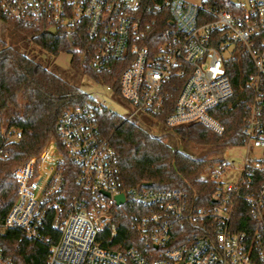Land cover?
<instances>
[{"label":"built area","instance_id":"built-area-1","mask_svg":"<svg viewBox=\"0 0 264 264\" xmlns=\"http://www.w3.org/2000/svg\"><path fill=\"white\" fill-rule=\"evenodd\" d=\"M0 15L56 34L85 32L95 45V71L111 61L126 66L119 97L104 88L131 105L128 120L144 115L160 124L169 90L179 87L163 125L201 124L224 133L211 112L234 96L225 62L236 44L256 68L249 85L264 86V0H231L228 9L206 0H0ZM160 24L167 26L156 33ZM260 100L250 107L241 143L226 148L243 149L246 156L215 160L202 173L200 180L216 187L204 205L178 189L123 188L118 158L94 113L65 110L56 126L59 142L52 139L14 170L17 196L0 230L45 244V264H264V158L251 156L264 150ZM1 134L13 144L23 131L6 124ZM65 154L79 170L70 196L63 190ZM0 158L8 154L0 150ZM127 205L140 210L131 216L138 240L105 246L117 236ZM0 264H17L1 245Z\"/></svg>","mask_w":264,"mask_h":264},{"label":"trees","instance_id":"trees-1","mask_svg":"<svg viewBox=\"0 0 264 264\" xmlns=\"http://www.w3.org/2000/svg\"><path fill=\"white\" fill-rule=\"evenodd\" d=\"M231 0H206L209 6L228 9ZM0 20L13 31L22 35L42 50L59 55L71 54V65L79 68L84 76L99 86L111 87L119 97V79L125 65L111 61L107 69L95 71L92 66L95 45L81 31L68 36L64 31L56 35L49 34L41 27L28 26L0 15ZM167 25L155 28L159 33ZM215 39L218 34L214 35ZM223 40V38H219ZM218 47V42L212 41ZM152 49L151 43L145 44ZM227 75L234 87V96L213 110L211 114L224 127V133L218 134L201 124L181 125L170 128L183 141L199 146L226 149L241 143L243 129L249 117L251 105L256 97L264 120V86L253 90L250 79L256 74L253 60L243 46L236 44L235 53L226 60ZM29 96V107L40 116L26 120H13L7 125L23 131L21 140L6 144L1 134L5 108L21 93ZM179 87L169 90L165 112L159 122L163 127L165 117L172 111ZM81 107L94 113L102 137L115 151L118 158V178L122 187L151 184L155 189H178L196 198L198 205H204L215 191L214 184L200 180L205 168L215 160L193 158L160 137L139 126L136 122L100 105L89 93L62 79L39 61L22 53L0 37V150L8 154L7 159L0 158V221L5 219L16 196L17 186L13 178L14 170L31 157L39 156L52 139L59 142L57 122L61 114L68 109ZM150 119V118H149ZM156 124V123H155ZM64 192L70 196L77 192L75 181L79 170L65 154L62 164ZM136 212L139 208L135 207ZM128 205L119 215L118 234L105 246L117 247L133 245L138 240L132 229V211ZM105 233L103 239L107 238ZM57 240V235L55 237ZM0 245L17 264H45L47 247L45 244L27 240L18 230H0Z\"/></svg>","mask_w":264,"mask_h":264},{"label":"rangeland","instance_id":"rangeland-1","mask_svg":"<svg viewBox=\"0 0 264 264\" xmlns=\"http://www.w3.org/2000/svg\"><path fill=\"white\" fill-rule=\"evenodd\" d=\"M187 1L199 4L201 0ZM0 37L4 39L8 45L39 61L44 67L60 76L62 79L89 93L100 105L107 107L111 111L123 117H128L133 112L131 105L124 99L116 98L104 87L97 85L92 80L84 76L79 68L73 67L71 65V54L61 53L57 56L52 55L25 39L22 35L5 26L1 20ZM29 102V96L26 92L17 96L5 108L4 122L7 124L13 120H26L28 118L39 117L40 113L32 112L29 107ZM132 121L193 158L204 160H231L232 157L246 156V151L243 149L227 150L216 147L199 146L188 141H183L175 135L170 128L155 124L152 119H149L144 115H136L132 118ZM251 156L264 158V150H252ZM236 160L239 159L236 158Z\"/></svg>","mask_w":264,"mask_h":264},{"label":"water","instance_id":"water-1","mask_svg":"<svg viewBox=\"0 0 264 264\" xmlns=\"http://www.w3.org/2000/svg\"><path fill=\"white\" fill-rule=\"evenodd\" d=\"M48 33L49 34H52V35H56V30H49L48 31ZM146 186H151V184H146ZM107 196H109L108 194H107ZM116 201H117V203L120 205V204H123L124 203V196L123 195H119V196H117L116 197Z\"/></svg>","mask_w":264,"mask_h":264}]
</instances>
